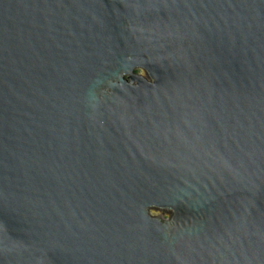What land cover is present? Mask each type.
Segmentation results:
<instances>
[{"label": "water", "instance_id": "95a60500", "mask_svg": "<svg viewBox=\"0 0 264 264\" xmlns=\"http://www.w3.org/2000/svg\"><path fill=\"white\" fill-rule=\"evenodd\" d=\"M0 264H264V0H0Z\"/></svg>", "mask_w": 264, "mask_h": 264}, {"label": "rangeland", "instance_id": "374dc122", "mask_svg": "<svg viewBox=\"0 0 264 264\" xmlns=\"http://www.w3.org/2000/svg\"><path fill=\"white\" fill-rule=\"evenodd\" d=\"M136 72L142 74V75H146L145 71L141 70V69H138L136 70ZM150 213L153 215V216H156V217H161L163 219H166V218H169L170 217V214L168 212H165V211H160V210H156V209H152L150 211Z\"/></svg>", "mask_w": 264, "mask_h": 264}]
</instances>
